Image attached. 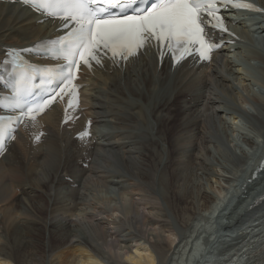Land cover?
Masks as SVG:
<instances>
[{
  "label": "bare ground",
  "instance_id": "6f19581e",
  "mask_svg": "<svg viewBox=\"0 0 264 264\" xmlns=\"http://www.w3.org/2000/svg\"><path fill=\"white\" fill-rule=\"evenodd\" d=\"M257 2L264 10V0ZM38 19L27 8L0 3V58L4 47H26L57 34L58 25ZM237 20L242 42L226 44L210 64L196 66L188 61L171 72L166 61L159 68L149 53L124 67L105 61L103 67L82 75L83 102L81 108L71 110L81 119L69 123L67 128L72 131L60 129L61 112L55 106L31 127L34 133L39 129L47 133L40 144L18 133L0 159V264H104L100 255L111 253V259L115 258V246L121 242L124 246L117 251H123L127 264H155L151 247L158 243L139 242L140 232L145 233L143 237L150 233L149 237L158 241L166 224H191L207 214L231 215L229 220L237 224L235 218L246 213L264 191V187L253 189L258 180L246 181L259 161L257 153H264V99L253 98L260 104L259 116L242 115L234 108L233 82L243 74L241 69H234L230 58L239 59V45L245 40L250 47L253 42L264 49L260 45L264 42V18L255 19L249 28L238 15ZM259 55L249 54L257 59ZM182 93L191 98L174 104V96ZM177 110L181 113L179 122L167 139L164 127L158 126H167ZM230 114L234 125L238 118L247 120L250 130L263 141L259 139L257 144L254 136L242 137L251 151L225 155L234 165L224 180L231 182L230 186L221 188L216 196L200 193L193 188L196 185L191 173L211 163L212 158L204 152L205 144L210 139L217 148L227 149L228 143V139L218 138L220 133L214 129L208 131L209 118L213 116L221 123ZM86 118L94 123L93 136L83 144L72 134L83 127ZM100 125L111 132L100 133ZM100 186L105 191L114 187L126 200L121 216H114L119 211L112 207L115 205L108 207L107 202L95 199L96 194L92 196L90 191ZM61 187L67 188L63 195ZM261 208L264 201L246 214L258 213ZM227 228H222L225 233ZM241 229L236 230L240 234L233 242L235 246L249 234L246 228ZM233 234L234 229L230 234H219V239L222 242ZM248 264H264V258Z\"/></svg>",
  "mask_w": 264,
  "mask_h": 264
},
{
  "label": "snow or ice",
  "instance_id": "6c2138e0",
  "mask_svg": "<svg viewBox=\"0 0 264 264\" xmlns=\"http://www.w3.org/2000/svg\"><path fill=\"white\" fill-rule=\"evenodd\" d=\"M23 3L58 20L61 28L66 29L55 39L39 42L46 46L51 60L63 59L65 63L43 68L41 79L47 81L51 91L34 106L27 107L26 111L20 109L18 116L0 115V149L6 140L14 138L13 125L18 127L25 116L35 121L57 97L62 98L66 88L70 97L76 92L80 86L73 81L81 66L91 70L94 62L103 67L102 57H106L119 67L121 62L141 55L153 42L161 57L166 53L171 55L173 66L190 56L210 61L220 45L207 29L227 32L219 6L253 10L252 4L235 0H23ZM130 9L133 14H128ZM13 51L15 54L16 50ZM12 63L23 73L15 89L16 96L20 97L31 91L28 81L34 77L28 76V70L35 73L41 69L26 65L19 56ZM19 107L17 99L11 108Z\"/></svg>",
  "mask_w": 264,
  "mask_h": 264
},
{
  "label": "rangeland",
  "instance_id": "374dc122",
  "mask_svg": "<svg viewBox=\"0 0 264 264\" xmlns=\"http://www.w3.org/2000/svg\"><path fill=\"white\" fill-rule=\"evenodd\" d=\"M244 18H247V17H244ZM244 21L246 22L247 20H244ZM251 43H250L251 45L254 44L258 46V43H253V42ZM260 45L264 47V42H262ZM250 49H251L250 46L241 47V53L239 54V60L238 61L236 60V62L234 63L235 65L234 69L236 70L238 68L241 69L239 70V72L243 74L242 76H237V79L233 82V85H234L233 89H234V94H235L234 95V106H235L234 108L237 111H239L242 115L252 114L254 116H259L260 115L259 113H261L260 104L255 102L253 98L259 97L260 99L263 100V97L261 95L264 96L263 94L264 92V69H263L264 68L263 66L264 58L261 59L263 55H259L261 60L257 58H253L251 56L249 58L248 55H249ZM240 77H243V79ZM179 101L180 99L177 98L176 100H174V104H176ZM179 112L174 113L173 111L174 114L172 113L173 115L172 121L167 126L166 125H161V127L158 126L161 129L164 127L163 131L167 139L171 138L172 134L176 130V125L179 122L178 118L180 117ZM210 118H209V121H211L209 122L210 125L208 124L207 126V128L209 129L208 131L211 132L214 129L213 132L220 133V137L218 138H221L222 136L223 139H228V143L225 145L227 149L220 148V147L217 148L215 145L216 143L214 144L213 141L209 139V141H207V144H205L204 152L206 151L207 155H210V158H212L211 163H210L211 165L210 164L207 165L206 169L193 170V172L191 173V177H194L193 179L195 183L193 184V186L194 185L196 186L194 187L192 186V187L195 188L196 191L199 189L200 193L203 191H206L208 195L216 196L218 195L217 193L219 192V190H221V188L223 187L228 188L231 184V182H229L228 184L224 180H225V175H227L226 177H229L228 173L232 171L231 169H234V165L231 162H229L230 158L227 159L225 155L227 153L228 154L237 153V151L238 152L243 151L244 153L245 151L250 152L251 150L249 146L245 144L244 141H242V139L247 135L251 137L254 136L253 138L255 139L253 141H255L256 143V140H257L258 141L257 144L260 142V140L263 141V138H259L257 134H254V132L250 130V126L247 123V120H245L244 118H238L239 124L236 123L238 126L234 125V123L232 122L233 117L231 114L226 115L225 120H224L225 122L222 121L221 123L219 122V119L217 118L216 119L214 118L215 120H213V116ZM223 127H225V129ZM247 165L248 164H246V167ZM213 173L216 175H213ZM219 175H221V177ZM222 177L224 178L222 179ZM255 186H253V189H256ZM103 188H104L103 186H100L99 188L95 187V189H92L90 192L92 196L93 194H96L98 196V197L97 196L95 197L96 200L107 202L109 204V205L107 204L108 207L115 205L112 207L119 208L118 209L119 211H115L117 215L114 212V216L116 217L121 216L122 214L120 211L124 208V206H126L125 205L126 200L122 198L123 196L120 195L119 192H116L115 190H113L114 187L112 186L106 187L108 189H112L113 192L112 190H108V189L105 191L103 190ZM60 191H62L61 194L63 195L65 191H67V188L61 187ZM226 202L227 201L225 200L224 203ZM181 216L187 217L183 215ZM208 216L211 217L212 220L210 218H207ZM230 216L227 215L226 218H223L222 216L212 217L207 214L206 216H204L205 218L202 217L203 219L199 217L200 218L199 222L196 221L195 223H191V224H181V226L179 224H166L165 225L166 227H163V230L166 228L165 232H162L160 234V240H158L159 242L157 241V238L155 236L149 237L150 233L149 235L148 234L146 235L147 237L146 236L143 237L145 235V233L143 234V232H140L142 236L141 235L138 236V238L139 237L141 238V239L139 238V242L142 240V243L144 244L148 243V245H156L155 243L156 242L158 243L155 247L153 248L151 247L153 258H155L154 259L155 264H237V263L238 264H248L254 261L255 263H257L258 260H261L262 258H264V237L263 239L260 238V236L261 237L264 236V210L262 209L259 213H255V215L253 216L254 219H251L248 214H244V213L240 215L239 217L237 216L235 218V220L237 221V224H234V228L237 227V230H242L241 228H246L249 233L247 234V237L245 238L246 240L244 242L240 243L241 239L238 240L239 241L238 243L240 244H238L237 246L233 245V242H235L236 240L230 241L229 243L231 244L229 245V243L226 244V241H227L226 237L222 238V242L219 239V234H222V231H223L222 228L225 227V224H219V221L221 223L222 220H225V219L227 220V218L229 219ZM219 225H222V226L219 227ZM228 225H232V224H228ZM126 226L128 225L126 224ZM220 228L222 230H220ZM178 230L180 232H178ZM147 231L150 232L149 229H147ZM119 232L120 231L116 230V233L119 234ZM179 233H181L180 236L178 235ZM224 239H226V241ZM121 243L115 246L117 250L119 247H122V245L124 246V243L123 244ZM170 245L172 246L171 248H169ZM226 246L227 247L229 246V247L226 249ZM117 250L114 255L115 258H113L114 260L111 259L113 257L111 253H109L108 255L105 254L106 258L100 255V259L103 261L104 264H116V263L117 264L119 263L127 264V262H125L123 259L124 256L121 255L123 254V251L121 252ZM112 260L113 262H111Z\"/></svg>",
  "mask_w": 264,
  "mask_h": 264
}]
</instances>
